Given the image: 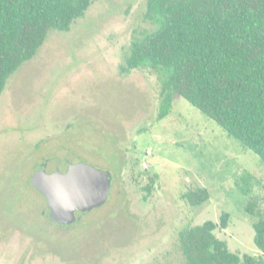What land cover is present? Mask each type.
Returning a JSON list of instances; mask_svg holds the SVG:
<instances>
[{
  "label": "rangeland",
  "instance_id": "374dc122",
  "mask_svg": "<svg viewBox=\"0 0 264 264\" xmlns=\"http://www.w3.org/2000/svg\"><path fill=\"white\" fill-rule=\"evenodd\" d=\"M145 1H92L67 31H49L7 79L0 264H185L180 230L218 223L224 212L228 226L216 236L241 255H259L256 216L245 205L264 213V161L179 95L158 119L157 74L121 70L132 41L153 28L143 18ZM59 161L111 174L106 202L69 225L49 219L31 181L44 162L51 172ZM200 189L209 194L203 203L184 198Z\"/></svg>",
  "mask_w": 264,
  "mask_h": 264
},
{
  "label": "trees",
  "instance_id": "16d2710c",
  "mask_svg": "<svg viewBox=\"0 0 264 264\" xmlns=\"http://www.w3.org/2000/svg\"><path fill=\"white\" fill-rule=\"evenodd\" d=\"M92 1L0 0V94L49 31H67ZM143 18L153 28L132 41L121 70L144 67L157 74L158 119L179 95L264 161V0H146ZM250 177L241 184L243 194ZM208 196L206 189L184 194L193 204ZM254 206L248 201L245 211L256 216L258 256L232 251L216 236L228 226L224 212L218 223L180 230L185 264H264V213L256 215Z\"/></svg>",
  "mask_w": 264,
  "mask_h": 264
},
{
  "label": "water",
  "instance_id": "95a60500",
  "mask_svg": "<svg viewBox=\"0 0 264 264\" xmlns=\"http://www.w3.org/2000/svg\"><path fill=\"white\" fill-rule=\"evenodd\" d=\"M66 164L60 162L51 172L37 168L31 178L33 186L45 197L49 219L58 224L78 221L86 212L104 204L111 185L107 170L86 163Z\"/></svg>",
  "mask_w": 264,
  "mask_h": 264
},
{
  "label": "flooded vegetation",
  "instance_id": "af4514ba",
  "mask_svg": "<svg viewBox=\"0 0 264 264\" xmlns=\"http://www.w3.org/2000/svg\"><path fill=\"white\" fill-rule=\"evenodd\" d=\"M47 165V164H46ZM45 172H47V171H45ZM53 222V221H52Z\"/></svg>",
  "mask_w": 264,
  "mask_h": 264
}]
</instances>
